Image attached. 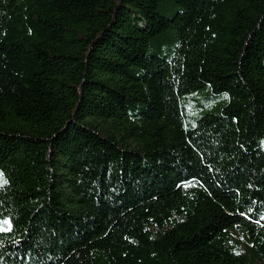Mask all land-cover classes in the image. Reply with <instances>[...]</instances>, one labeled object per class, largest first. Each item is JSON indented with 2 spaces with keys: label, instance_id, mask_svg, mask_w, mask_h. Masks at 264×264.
Instances as JSON below:
<instances>
[{
  "label": "trees",
  "instance_id": "trees-1",
  "mask_svg": "<svg viewBox=\"0 0 264 264\" xmlns=\"http://www.w3.org/2000/svg\"><path fill=\"white\" fill-rule=\"evenodd\" d=\"M0 171V264H264V0H0Z\"/></svg>",
  "mask_w": 264,
  "mask_h": 264
},
{
  "label": "rangeland",
  "instance_id": "rangeland-1",
  "mask_svg": "<svg viewBox=\"0 0 264 264\" xmlns=\"http://www.w3.org/2000/svg\"><path fill=\"white\" fill-rule=\"evenodd\" d=\"M171 9H164L166 15H171ZM178 38L175 29L169 27L159 38L155 39L148 46L147 52L159 57H169ZM187 101L183 107L182 120L184 125L192 126L196 117L204 112H218L226 102L228 94L226 91L212 92L208 85H204L186 94ZM0 171V176H1ZM10 226L8 217H0V229H7Z\"/></svg>",
  "mask_w": 264,
  "mask_h": 264
}]
</instances>
